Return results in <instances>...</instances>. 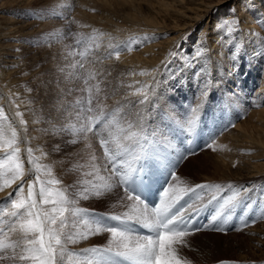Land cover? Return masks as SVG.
<instances>
[{
	"label": "rangeland",
	"instance_id": "obj_1",
	"mask_svg": "<svg viewBox=\"0 0 264 264\" xmlns=\"http://www.w3.org/2000/svg\"><path fill=\"white\" fill-rule=\"evenodd\" d=\"M103 1L104 0L102 1L101 0H89L90 4L91 3L94 4L93 8L97 7V9L100 8ZM0 3H3V8H4L0 10V15H3L6 17L5 20L7 21V23L10 20L12 22H15L21 25H24V24L29 25L27 30L30 31V33L27 36L16 37L17 35L16 36L12 35L11 37L6 38V42L16 43L17 46L10 48V50L15 49V48L20 49L18 56L32 55V54H29L30 50H32L31 51L32 53L34 52L33 55L36 58L35 63H37L38 67L35 68L36 73L33 74L32 79L28 80V84L30 83V85L33 86L34 93H38V92L40 93L41 89L42 88L45 89V87L47 86L48 90L46 87L45 93L46 95L49 96L48 104L50 105L55 103L54 97H52L51 94H56V92L57 93L61 92L59 96L60 97L63 96L61 97L63 99H61L59 101L60 103L57 104L59 106V107L57 106V112L59 115L55 116V117H58L60 120L59 123H57V125L63 129L62 134L66 136L64 137V141L61 142L62 144L60 143L61 144L60 145L58 141L56 142L47 141L46 146L48 147V149L45 148L40 142H37L36 144L35 142H31L30 144L31 145L30 147L33 149L32 158L37 162V164L41 166L40 171L38 172L40 178L42 180H50V179L60 180L62 184H60L59 186H54L56 188H67L68 186H72L69 189V194L75 196L77 199V202L75 205H73V207H78L82 209H90L94 211L99 210V211L107 212L109 214H112V213L121 214L125 212L120 207H113L112 205H109V204L100 205L99 201H97L96 198H90L88 200H84L79 197V192L83 188H85L86 186L87 187L91 186L89 182H95L99 184L101 182L97 178V176L99 175L98 177H102L103 173H105L108 176L110 175V172L105 170V165L107 164V161L104 159V154H103V157L100 154L99 148L96 145L95 137L91 133H89L88 139L86 140L87 142H85V139H83L79 133H76L73 131V128H78L80 126L81 120H80V117L78 116V113H79L81 103L86 101L88 93L82 91V89L85 87L83 80L77 79L74 76V74H72V69L68 67L69 64H72L76 60L80 59L79 56L70 55V53H72L73 50L77 46H76L75 36L74 35L68 36V33L69 32L73 34L82 33L80 34L81 38H84L85 40L88 39L89 40V41L87 40L88 43L92 42V40L89 39L91 35L88 37V34H87L88 31L74 27L76 22L82 20V18L78 15L75 17V12H78L77 7H76L77 0H22L21 2H19V4H15V2L13 3L12 0H1ZM193 4L201 7V4L198 1H193L190 4V6ZM190 6H189V12H187V14H191L192 12L194 13L196 11L202 15L191 26H183L184 21L181 22L178 20V18L173 20V22H175L179 26V28H181L180 31L182 33V36L179 38V41L171 49H169V51L166 54V57L169 55L172 58L170 62L168 61L169 66L167 69L169 71L170 76L168 78H170V80L172 78L170 74V68L172 67V68L177 69V66H178L179 59L176 58L178 52H185L184 50H186V53L188 54V57H189V55L193 52V49H195L194 45L197 42V38L200 34L201 28L205 25H208L209 31H207V33L210 32L211 30L210 25L214 23L215 21H219L217 19L218 17L224 18L225 16L231 14L235 10L238 12V6L244 7L245 15L244 14L241 15L240 18L236 21L235 25L237 28H235V31L240 32L239 29L242 28L244 30V35L246 36L247 32L251 30L250 26H254L255 23L257 22L256 25L257 27L260 28V31H262L261 32L262 38H264V0H249V3H248V0H235V1L234 0H216V2L214 1L210 5L206 6L205 10H202V8L196 9L193 6L191 7ZM101 12L104 15H109L110 17H112L111 13H108V11H106L105 8H103V10H100L99 14H101ZM37 13H43L45 15V18L38 19L36 15ZM52 13H59V16H54L52 15ZM61 17H64V18H61ZM233 18L234 16L233 14H231V19ZM68 20L72 21L71 25H69ZM237 25H239V28ZM89 26H90L89 24H86V23L83 24V27H89ZM182 27H185V28H182ZM80 30L82 31L79 32ZM134 35L137 36L136 33ZM252 36L253 35L250 34L249 38L247 39L250 40ZM206 37L207 38L203 39V41L200 42L197 47L202 46L203 48H206V49L211 48V47H208L209 44L214 42L210 39L211 34L210 33L207 34ZM119 38L122 40L123 38L125 39L127 37L122 36V38L121 37ZM249 40H245L244 43H246ZM263 42H264V39H263ZM220 43H222V41L216 43V46L219 45ZM140 46H141L140 44L134 45V47H137V49ZM249 48H250V51H252V54L248 51V53L251 54V60L249 61V64L251 63L253 64V66L256 64V66L252 67L254 72L249 74L248 70H246V66L244 64H242L243 66L239 64L240 66L236 67L237 68L236 71H238L239 73V77L241 80L240 84H239V81L235 80L237 84L235 83L234 86L228 85L231 88L230 90L231 93L229 91L225 92V94H227L228 96V99H233L230 96H232V92H235V97L237 101L230 102L231 105L230 106L228 105L226 107L222 103L221 99L217 100L218 95H220L221 97L224 96L220 92L221 90L217 91V94L209 93V97L207 98L204 108L202 110L198 130L206 131L204 127L211 125L212 122L210 120L214 119L215 122L225 121L224 125L222 124L217 125V127L220 128L221 131H223L219 137H221L223 134H227L231 129L235 127V126L234 127L229 126L227 127V130H225V127L227 126L226 124L228 122L226 121L227 120L226 115L228 114L227 109H231L234 111L233 112L234 114L231 115V119H234V117L238 115L237 111L241 107L243 117L237 118L234 121V124L237 125L240 122H244L245 123L244 129L247 130L248 133L252 135V132L254 133L256 132L257 130L256 126L260 124V120L256 118H249L248 115H250L251 111L253 110H259V113L257 115H262V113L264 112V96L262 97L261 96L262 94L260 95V92L256 93L257 90L259 89L258 86L260 85L258 79H259V76H261L260 75L261 73L259 70L261 65L260 64L257 65V62H259L260 57H259V60H256L258 58L256 56L255 48L252 45H250ZM259 48H261V50L264 51L263 44ZM211 49L214 50V47ZM110 50L112 49L105 50V52L108 53ZM229 50L230 49H227L226 56L229 59L233 60L232 52H229ZM173 53H175V55H173ZM238 53L242 55V50L238 51ZM13 54H16V52H13ZM193 58L195 57L193 56ZM190 59L193 62V59L192 58ZM253 60L255 61L253 62ZM105 61L106 59H103V58H101L100 60V62L102 63H104ZM214 61L215 60L213 59V62ZM181 63H183V61H181ZM115 67L117 68L116 62L114 64L112 63L111 70L116 69ZM185 67H187V70L189 71L188 74L186 73V76L188 77L186 79L188 81V85L186 89H183L185 91L184 92L179 91V90L176 91L177 86L174 85L172 88H170L171 92L170 91L168 92L170 93V96L175 94L177 99H180L182 96H183V99H185L183 103H180V101L174 98L172 101L173 105H171L170 107L171 110H173V112L179 118L186 117L188 115L189 106H194L196 103H198L197 95H198L199 88L197 87L199 84V79H197L196 77V73L198 72L196 70L197 65L195 63L194 66L190 67L189 65L187 66V64H185ZM37 69L38 71H36ZM181 71H182L181 68L177 69L175 72L176 76H180L182 78L183 75ZM215 71H216L215 67L213 68V71H212V68L210 67V72L214 80L216 78H220L224 76L220 72L216 71L215 73ZM224 71L225 70L223 69V72ZM100 74L102 78L99 79L100 80L99 81V91L104 92L103 94L104 96L109 92L108 86L106 84V82L108 81V79H106L107 78L106 76H108L107 75L108 72L106 70L104 71V68H103L100 70ZM249 75L251 76L250 82L247 81L248 77H250ZM205 76H206V73H205ZM253 76L254 78H252ZM43 81H45L44 87H43ZM101 81L104 84L103 85L104 87L102 86ZM54 83H56V87H54L55 86ZM89 83L91 85L98 84V82L93 83V81L91 80L89 81ZM122 84L123 83H119L115 79L114 85L120 86ZM187 90L190 91L189 97L186 96L187 94L185 96L182 95V93L184 94L185 92H187ZM254 95L257 99L253 98ZM103 101L104 99H102L101 103L99 102L96 96V89L94 88L93 89V106L97 109V111L102 109L106 114H109V115L114 114L112 124L109 127V131L114 130V134H116V135L112 134L114 139L120 142L121 140L122 141L124 140L122 139L123 137L128 136V133L133 134V133L138 132V130H141L140 125L143 119L145 118L146 114L149 112V109L145 108L143 110L140 108L141 110L138 111L139 110L138 101L135 103L132 102L130 107L123 110V114H124L123 116L121 114V105L119 104L121 100L114 101L112 104L109 103V105H103L102 104ZM255 102H257V104ZM219 103H222V105H219ZM61 104H64V105H61ZM158 106L159 104L157 105V103L153 101V116H156L154 114L155 113L157 114V112L154 109H158L159 108ZM220 106L223 108L224 111H219ZM182 108H185V110L183 113H180V110H182ZM174 110L175 111L179 110V111L176 113ZM22 118L24 119L23 114H22ZM54 118H52L51 120H53ZM149 122L150 120L148 119L147 123L150 124L151 126L153 125V128H152L147 124L151 128L149 130H153L154 128H159V127H154V124H152V122L150 123ZM163 123H165V121L160 120L159 124L157 125H163ZM165 125H167L166 127H168L170 130L171 128L174 129L176 127L174 124L167 123V122L165 123ZM115 130H117L118 133H116ZM157 132L154 133L155 135L153 139L158 138L159 135ZM170 132L171 133H166L167 138H172L173 140L178 141L177 136L180 133L178 131L174 132V134H173V131H170ZM31 134L35 135L36 133H31ZM234 134L227 135L226 139L229 142L234 143L235 141L233 137ZM105 135H107V132L105 133ZM239 135L242 136V139H240L241 142L239 143L246 150H249L250 152H248V154H250L252 150H254L253 148H251L252 144H250L249 141L244 138V132H241ZM26 138H27V143L29 142V140L34 139L33 137H30V136H27ZM132 138L134 142L135 138L133 137V135H131V137L128 139L131 140ZM218 138H216V140ZM71 140H75L76 143L75 144L69 143L68 141H71ZM89 144H92V147H91L92 149H89L91 146ZM57 145H59L58 149L56 148ZM113 145H111V147ZM87 146L89 148H86ZM223 146L224 145L222 144H218L217 142H214L210 148L205 147V150L203 151L201 150L200 152L194 155L188 156L186 160L183 161L182 165L179 166V168L177 169L176 175H177V172H179V170H182L185 178L189 180L191 179L195 180V184H193L192 182H189L185 187L195 186L196 184H202V182H204L205 184H209V185H219L220 186L219 191H217L215 188L211 190L203 189V191H205L207 194V195L204 194L205 196H202L204 197L203 199H208L210 197L209 202L207 200V202H204L203 205L206 204V205L212 206L214 209V213L218 209V206L216 205L215 201L217 202L218 200H221L223 204L224 200L227 199L232 194V191L234 189L229 188V185L236 186L237 188L247 189V195L241 201V203H239L236 207L242 206V205H245L247 207L254 206V209L257 210L258 212L253 209H249L250 212L247 211L248 217L244 219L249 222H246L247 224H245V226L239 228L241 229L240 231L236 230L234 232L226 233V234L221 233V232L215 233V232L200 231V232H197L195 234L188 236V242L192 245L193 248H196L199 250L205 249L207 253L214 252V253L219 254L220 257L216 259H212V260L206 259V258L204 260H201L199 257H196L195 261H199V263L198 262H195V263L184 262V264H212L216 262H220L221 264H228L229 262H231L230 264H253L252 262L248 263L246 261V263H244V262L238 261L236 259V258H239L238 252L235 253L234 251H232L230 254L229 249L230 247L234 246V244L230 243L232 236H236L235 238L237 239L238 237H240L245 242V236L247 235V230L253 226H261L262 222L264 221V219H260V217L264 215V173H262V175L252 177L246 180L245 182L238 181V180L237 181L232 180V178H229V180H226L225 174L223 173L225 172V170H221L224 165H228V160H226L223 164H221V162L223 161L225 157L226 152L223 155V153L217 152V149L215 148V147H220L222 149ZM244 148L242 149L245 150ZM239 149L240 148L236 150H230V153L228 155L232 157L229 158V162L233 160H240L239 164L241 165V167H243V170L246 171V168H247V166L245 165L246 158L242 156ZM173 151H172V154H169V155H174V154L176 155L178 153V151L176 152V150H173ZM253 154H256V157L258 158L257 160H255V163L257 162V164L259 163L261 165L264 164V157L259 156V154L256 153V150L254 151ZM2 155H4V153ZM46 169H50V173L46 171ZM261 171H264V170H261ZM93 177L95 178V180L93 179ZM29 183L30 182L28 181V182H22V183L14 185L9 191H7V193L0 194V201L3 200L4 198L8 199L10 193L12 194V196H15L16 189H18V187L21 184L24 187V190H25L24 195L26 196ZM113 189L123 192L119 187H114ZM221 190H223V192ZM219 192H222V195H221L223 196L222 198L220 195H218ZM213 195L217 196L215 200L211 198ZM119 198L116 197V201H118ZM98 200H100V197L98 198ZM49 207H51V205H49ZM65 215L67 216L68 213H66ZM254 216H256L255 219H254ZM4 219L6 220L7 217H4ZM72 219L77 220L78 228H81V229L83 228V225L79 222V219L77 217H73ZM239 219L242 222V219L238 215V220ZM73 230L74 229L70 227L69 229H66L65 231L67 232V231H73ZM90 240H91V243H90ZM107 243L108 241L104 242L102 238L97 240V239H94V236H91V238L89 237L86 240H81L76 244H70L68 245V247L70 251H73V249L78 250V249H82L85 247L87 248L89 246L90 247L98 246V245L105 246L107 245ZM238 245H241V244H238ZM233 255L234 256L236 255L237 257L236 256L234 257ZM182 259L185 260L186 258L182 257ZM0 264H12V262L11 261H0ZM17 264H19V262H17Z\"/></svg>",
	"mask_w": 264,
	"mask_h": 264
},
{
	"label": "snow or ice",
	"instance_id": "obj_2",
	"mask_svg": "<svg viewBox=\"0 0 264 264\" xmlns=\"http://www.w3.org/2000/svg\"><path fill=\"white\" fill-rule=\"evenodd\" d=\"M36 15L38 19L45 18L43 13ZM52 15L59 16V13H52ZM68 23L71 25L72 21L68 20ZM73 35L76 38L77 47L70 55L79 56L80 59L69 64L68 67L72 69V74L77 79L83 80L85 87L82 91L88 93L78 113L81 120L80 126L73 128V131L79 133L85 140L88 139L89 133L99 140L104 159L107 161L105 170L110 172V175L106 177H98L102 183L89 182L91 186L83 188L79 192V197L84 200L99 198L111 192L114 187H119L123 189V196L119 198V202L127 207L128 211L108 215L90 209L73 207L77 199L69 194L72 186L56 188L53 186L60 185L62 183L60 180H42L37 175L28 184L26 196L21 184L16 189L15 196L10 193L9 198L0 204V261H11L12 264H17V262L19 264H184L177 255L178 249L175 245L183 246L186 243L185 237L200 231L225 232L226 229L216 226L217 223H227L229 217L225 214V209L236 207L241 203L247 195V189L229 185V188L234 189L232 194L210 216L207 224L201 227H194V217L201 210L196 204L189 203L184 208L177 209V204L182 199L181 193L187 194L200 189L211 190L213 188L219 191V185L196 184L194 187L180 188L167 183L168 186L160 193L162 198L154 205L148 204L139 194L135 193L130 187L131 179L139 175L150 179L147 173L161 163L160 153L171 147L170 139L160 126L152 130L153 133L159 132L158 138L150 141L143 125L139 132L132 134L135 138V146L132 148L113 138L109 127L114 114H106L102 109L97 111L93 106V89L95 88L98 93L99 84L91 85L89 81L95 79V74L85 71V61L93 50L87 40L80 37V34L68 33V36ZM95 38L94 34L89 39L94 41ZM137 43L138 38H131L116 44L103 59H111L113 56L118 59L122 53L133 51ZM96 47L98 48L99 45L97 44ZM195 55L196 58L199 57V54ZM260 55L264 56V51ZM232 56L233 60L241 57L238 52H234ZM87 62L94 63L95 61L87 60ZM235 71L236 67L233 63L227 75L233 76ZM196 77L199 79L198 103L189 106L188 115L179 118L170 109H165L161 115L163 121L174 124L189 136L194 135L198 130L202 110L209 93L218 88L221 83L212 78L211 72H207L205 76L203 67L196 73ZM158 83L144 86L143 98L138 101L139 104L144 105L150 102V96L156 93ZM232 95L235 96V92H232ZM16 106L19 107V105ZM15 115L21 117L20 125L26 126L27 122L22 118V113L17 111ZM8 119L4 109L0 107V149L4 150V156L0 158V191H4L6 187H10L12 183L25 175L24 162L20 156L21 149L18 146V132L10 123H4ZM229 126L234 127L235 124L230 122L225 130ZM6 128L10 135L6 132ZM106 132L107 135H105ZM128 138L125 136L122 139ZM69 143L75 144L76 141L71 140ZM188 143H191V140ZM211 143L210 140L205 147L210 148ZM113 144L115 148L111 147ZM150 144L152 146H149ZM56 148L58 149L59 145ZM27 156L29 164L34 165L39 172L41 166L33 160L31 147L27 149ZM185 158L186 156L181 155L174 161V166L169 172V180L180 182L175 168ZM46 171L50 173V169ZM216 198L215 195L212 196L213 200ZM197 199L202 198L197 197ZM128 201L131 203H127ZM46 204H50L51 207L43 208L42 205ZM66 213H68L67 216ZM4 217L7 219L5 220ZM73 217L79 219L83 225L82 229L77 227V220H73ZM260 219H264V215ZM137 225L145 229L146 233L134 231ZM70 227L74 230L66 232L65 230ZM101 233L111 234L107 245L92 246L80 252L69 250L68 245Z\"/></svg>",
	"mask_w": 264,
	"mask_h": 264
},
{
	"label": "bare ground",
	"instance_id": "obj_3",
	"mask_svg": "<svg viewBox=\"0 0 264 264\" xmlns=\"http://www.w3.org/2000/svg\"><path fill=\"white\" fill-rule=\"evenodd\" d=\"M21 1L22 0H12L13 3L15 2V4H19V2ZM193 1H198L201 4V7L196 6L195 4L191 6L195 7L196 9L202 8V10H205V7L210 5L212 2H216V0H104L100 8L97 9V7L93 8L94 4H90L89 0H77L76 7L78 12H75V17L78 15L82 18V20L76 22L74 27L88 31V37L90 35L92 37L94 34L96 37L94 41L92 40V42L88 43L93 51L88 55L87 58V60H94L95 62L89 63L86 61L85 71L95 74V79L91 81H93V83L98 82V84L100 81L99 79L102 78L100 70L104 68V71L106 70L108 72V76H106V79H108V81L106 82V84L108 86L109 92L104 96V92H96V96L100 103L102 102V99H104L102 103L103 105H109V103L112 104L114 101L121 100L119 104L121 105V114L124 116L123 110L130 107L132 102L135 103L143 98L142 91L145 85L151 86L155 82H159L157 84L156 93L150 96V102L144 105L138 103V111H140L141 109L144 110L145 108L149 109V112L146 114L141 125H147L149 119L150 122L154 124V127L160 128V126H162V130L165 133H171L170 131H172V128L170 130L168 127H166V122L163 123V125L157 124H159L160 120H162L160 118L163 111L165 109L171 110L170 107L171 105H173V99H177L175 94L170 96V93H168L169 91L171 92L170 88L176 85V91L179 90L182 92L185 91L183 89L187 88L188 81L186 79L188 77L186 76V73L188 74L189 71L187 70V67H185V64L191 67L196 63V70L200 71L203 67L206 74L207 72H210V67L212 68V71L215 67V70L217 72H220L224 75L223 77L215 79L217 81H220L221 83L220 86L216 89H213L210 94H217V91L221 90L220 92L224 96L221 97L220 95H218L217 100L221 99L224 106L227 107L228 105H231L230 102L237 101L235 96L232 95L230 97L233 99H228L227 94H225L226 91L230 92L231 90L228 85L234 86L235 83L237 84L235 80L239 81V84L241 81L238 71H235V74L233 76L227 75L230 65L235 63V67H238L240 65L243 66L242 64H244L249 74L254 72L252 67L256 66V64L254 66L251 63L249 64L252 54V51H250L249 48L250 45L255 48L256 56L258 58L256 60H259L260 57L257 65H261V67L259 68L261 76H259L258 79L260 85L258 86L259 89L256 93L260 92V95L262 94L261 96H264V56L259 55L262 51L259 47H261L262 44L264 45V38H262V31H260V28L256 25L257 22L254 26H250L251 30L247 32L246 36L244 35V30L242 28V30L239 29L240 32L235 31V28H237L235 25L236 21L240 18L241 15H245V9L242 6H238V12L235 10L231 13L234 16L233 19H231V14L225 16L224 18L218 17L217 19L219 21H215L210 25V32L207 33V31H209L208 25L203 26L200 30L197 42L194 45L195 49H193V52L189 55V57L186 53V50H184L185 52H178L176 56V58L179 59L177 69L181 68V72L183 75L182 78L180 76H176L175 72L177 69L172 67L170 68V74L172 78L171 80L170 78H168L170 76L169 71L167 70L169 66L168 61H170L172 58L169 55L166 57V54L182 36V33L180 31L181 28H179V26L175 22H173V20L178 18L179 21H184L183 26L193 25L202 15L196 11L194 13L192 12L191 14H187V12H189V6ZM103 8H105L108 13H111L112 17H110L109 15H104L102 12L101 14H99V11L103 10ZM2 9H4L3 3H0V10ZM5 18V16L0 15V107L4 109L5 115L9 118L8 121L4 123H10L12 127L15 128L18 132V146L21 149L20 156L24 162L25 175L20 180L12 183L10 187H6L4 191H0V194L7 193V191H9L16 184L28 181L32 182L36 178V176L39 175L35 166L29 164L28 162L27 149L31 146V142H35V144L37 142H40L45 148L48 149V147L46 146L47 141H58L60 144L62 141H64V137H66L62 134L63 129L57 125V123H59L60 121L59 118L55 117L56 115H59L57 112V104H59V101L63 99L61 98L63 96H59L61 92H56V94L50 93L55 100V103L51 105L48 104L49 96L45 93V89L47 87L46 85L45 89L42 88L43 90L41 89L40 93H34L33 86L30 85V83L28 84V80H31L33 74L36 73L35 68L38 67L37 63H35L36 58L33 55L34 52L32 53V50H30L29 54L32 55L18 56L20 49L15 48L10 50V48L17 46L16 43L6 42V38L11 37L12 35H17L16 37L27 36L30 33V31L27 30L29 25H21L10 20L7 23ZM84 23L89 24L90 26L83 27ZM237 26L239 28V25ZM81 31L82 30H80L79 32ZM135 33L137 34V36L134 35ZM209 33L211 34L210 39L214 42L209 44L208 47H214V50H212L211 48L206 49L202 46L197 47L199 43L203 41V39L207 38L206 35ZM250 34H252L253 36L249 40L247 38H249ZM122 36L127 38H123L121 40L119 37L122 38ZM131 38H138L137 44L141 45L138 49L137 47H134L133 51L124 52L118 59L113 56L111 59H106L104 63L100 62L101 58L108 54L105 52V50L112 49V46L128 41ZM245 40L249 41L244 43ZM220 41H222V43L216 46V43ZM97 44L99 45L98 48L96 47ZM227 49H230L229 52H232V54L234 52L242 50V55L239 53L241 56L240 58H237L235 60L229 59L226 56ZM248 51L251 54L248 53ZM13 52H16V54H13ZM195 54H199V57L196 58ZM193 56L195 58H193ZM190 58L193 59V62ZM213 59L215 60L214 62ZM181 61H183V63H181ZM254 61L255 60H253V62ZM115 62L117 63V68L115 67L116 69L111 70V65ZM223 69L225 70L224 72ZM36 71H38V69ZM254 76L252 78H254ZM115 79L119 83L123 84L120 86L114 85ZM250 79L251 76L248 77L247 81L250 82ZM44 82L45 81H43V87ZM101 84L102 86L104 85L102 81ZM54 85V87H56V83H54ZM189 93L190 91L187 90V92H185L184 94L182 93V95L185 96L187 94L186 96L189 97ZM253 98L257 99L255 95L253 96ZM177 100L180 101V103H183L185 101V99H183V96ZM153 101H155L157 105L159 104V109H154L157 112L156 116H153ZM222 103H219V105H222ZM255 103L257 104V102ZM16 105H19V107H17ZM184 110L185 108H182V110H180V113H183ZM17 111L23 114L24 120L27 122L26 126L20 125L19 121L21 117H17L15 115ZM178 111L175 112L177 113ZM219 111H224L221 106L219 108ZM227 112L230 117L234 114V111L231 109H227ZM258 113L259 110H253L251 111L250 115H248L249 118H256L260 120V124L256 126V132H252V135L244 129L245 123L240 122L235 125V127L231 129L227 134H223L216 140L218 144L224 145L222 149L220 147H215L217 149V152H221L223 153V155L226 152L225 157L221 162V164H223L226 160H228V165H224L221 169L225 170V172L223 173L225 174L226 180L232 178V180L245 182L252 177L262 175V173H264V171H261L264 170V164L261 165L259 163L257 164V162L255 163V160H257L258 158L256 157V154H253L256 150V153H258L259 156L264 157V112L262 113V115H257ZM52 118L54 119L51 120ZM148 125L153 128V125ZM5 130L10 135L8 129L6 128ZM241 132H244V138L247 139L250 144H252L251 148H253L254 150H252L250 154H248V152L250 151L246 150L239 143L241 142L240 139H242V136L239 135ZM31 133L36 134L32 135ZM157 133L159 135V132ZM230 134H234V143L229 142L226 139L227 135ZM131 135L132 134L128 133L127 137L130 138ZM27 136L33 137L34 139L29 140V142L27 143ZM85 142L87 141L85 140ZM89 145H91L90 148L88 146L86 148L92 149V144ZM241 147L245 150H243ZM238 148H240L239 150L242 156L246 158V171H244L243 167H241V165L239 164L240 160H233L229 162V158L232 157L228 155L230 153V150H236ZM162 152L163 151H161V153ZM3 153L4 150L0 149V158L4 156L2 155ZM106 176L107 175L105 173L102 174V177ZM177 176L180 177V182L178 183L176 181H172V183L170 181L169 184L177 185L180 188L185 187L189 182L195 184V180H189L184 177L182 170H179V172H177ZM93 179L95 180L94 177ZM121 196H123V192L113 189L111 192L106 193L104 196L100 197V200H98V198H96V200L99 201L100 205H115V207H120L124 211H128V208L122 206L119 200L116 201V197L119 198ZM197 197L198 196L196 194L192 202L196 204L197 207L202 206V203L207 202V200L209 202L210 198L209 197L208 199H203L201 202H199ZM37 199L39 200L38 196ZM127 203L131 202L128 201ZM49 205L50 204L42 205V207L50 208ZM235 237L236 236H232L230 242L234 244V246L230 247L229 249L230 254L232 251H234L235 253L238 252L239 258L236 259L244 263H246L247 261L248 263L252 262L253 264H264V221L262 222L261 226H253L247 230L245 242L240 237H238V239ZM101 238L104 240V242L109 241V239H111V234L101 233L94 236V239L97 240ZM185 241L186 243H184L183 246H181L180 244L175 245V247L178 249L177 255L183 262L199 263V261H195L196 257H199L201 260H204L205 258L212 260L220 257L217 253H207L205 249L199 250L193 248L192 245L188 242V237H185ZM182 257H185L186 259L183 260Z\"/></svg>",
	"mask_w": 264,
	"mask_h": 264
}]
</instances>
